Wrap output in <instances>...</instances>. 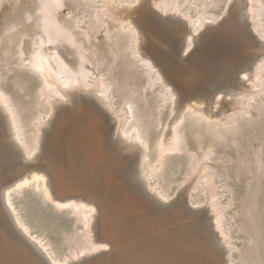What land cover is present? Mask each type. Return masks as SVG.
I'll list each match as a JSON object with an SVG mask.
<instances>
[{
    "label": "bare ground",
    "instance_id": "6f19581e",
    "mask_svg": "<svg viewBox=\"0 0 264 264\" xmlns=\"http://www.w3.org/2000/svg\"><path fill=\"white\" fill-rule=\"evenodd\" d=\"M37 1L39 2L38 8L41 11L39 12L40 16L39 13H37L38 15L35 16L39 19L37 20L40 22L38 26L40 31L37 33L35 32L32 40L33 42L31 41L32 44L30 46L32 53L30 52V58L27 57L29 59V71L32 72L33 70L32 73H38L37 76L39 75L42 79L41 85L43 86L46 93H42L43 95L41 94V96H43L42 98L45 97V101L43 100L45 104H51V101L57 94H60V96L63 95V97L64 95H69V98H71L70 100H72L70 101L72 104L71 107L57 111L55 118L48 120L49 124H46L47 127L45 129L39 126L42 122L41 117L39 116L43 113H40L39 116L37 115L38 121L35 119L36 116L32 118L34 121L36 120L38 124L36 122V130L34 129L36 132L33 131L37 136H35L32 131H30V136L36 137L34 139L30 137L33 139V142L31 143L27 138L26 128L32 125V119L30 120V125L27 124L28 126L26 127V123L24 124L22 119H20L22 118L20 117L21 115L19 116L17 113L18 108L15 106L16 104L11 102V98H9L10 95L0 86V104L2 103L1 106H3V111L6 112L4 114H6L7 121H9L8 124L10 125L11 130H8L12 132H10V137H12V139L7 141V135L5 134L6 132L2 127L3 118L0 114V264H47L43 257L31 245H29V242L23 237V235L38 245L53 264H67L68 258L71 257V253H73L72 255H77V253L80 254V252L82 253L87 250H96V248L100 246H107L110 247V249L106 254L95 257L85 264H119L118 261L120 259H122L120 262L121 264H165L166 261L163 260L165 257L170 259L169 263L171 264H221L220 249L218 250L216 247V241H213L210 234L204 229V225H207L208 221L207 224L205 221L194 223L193 229L191 225L187 230L185 229V226L187 225L173 227L170 232L171 236L173 237L171 239L168 237V240L165 238H160L158 244L157 242H154L153 249L150 250V252L153 254H150V256L146 258H144V254L138 248L139 243L136 242L132 247H128L129 249L127 248L133 252L129 256L128 253L131 251H127L128 253H120L119 251H116L115 248L118 243L125 241L132 236L129 235V233L125 234L123 232H126L127 228H135L136 230L139 229L140 223L137 224L136 222H133V219L130 221V223H128L129 225L127 226H124L123 224L112 223V221H114L112 218L115 217V212H111L112 207L110 208V204L113 206L114 200L117 198L114 197L113 203H110L112 198H109V200L105 195L106 193L98 188L97 178L101 170L91 169V167L88 168L86 166L84 167L83 165H80L79 160L74 157L75 154L73 155L71 152L72 148L70 147L71 149H69L71 151L67 150L63 145L65 143H63L62 140H65L66 142L74 139L77 141L78 139L89 140L90 137L95 138L94 136L96 134H100L99 131L105 135H109L110 131L114 133V131L111 130V125L100 113L92 111V114H88L89 116L86 115L87 113L85 114V111L89 108L88 105L90 102L84 100V98L80 96V93L75 94L77 90L84 88L87 89L88 87L94 85V88H92V91H90L94 92L97 98L101 99V102L103 101V103L106 104L105 106L108 105L109 108H112L111 111L113 110L115 113L120 114V121L117 123L115 130L116 132L114 133L115 140L118 139V141L126 143V145L120 144L118 147L119 150L117 152H119V155H121V153L123 154V152L124 154H130V157L132 156V158L136 155L135 151L138 152L141 157V163H139L142 164V171L137 174L138 177H136L145 183L147 181L149 187L153 191L149 192L150 198H154L151 197L154 194V196H156V198L158 197L157 199H160L162 202L168 201L171 193L169 194L167 188L165 187L168 185L170 186V184L162 187L164 184L160 186L162 182L159 185L158 178H162V172H164L163 168H167V160H169V157H174L177 152L179 153L182 150H186V154L191 153V155L188 156H192L194 150L198 148L197 151L202 150L201 155H199L200 153H197L199 155L197 156L198 161H206L211 155L213 156L212 152L215 151L212 149L215 147V145L217 146L219 139L226 138L229 140L227 137L231 136L232 138L234 134L236 135L237 133H240V131H243L242 129L245 130V128L242 127V124H244V126L245 124H249L244 123V121H250L251 110L255 108V105L252 102L255 99V103L257 104V101L259 100L256 101L255 96L260 97V94L264 92V42L261 43L262 45L260 46L255 41L254 37V34H258L257 37H264V0H226V5L224 4L226 15L221 21H218V23L216 22L217 19H214V16L216 15L207 10L209 6L213 4L214 0H82L80 3L84 4L86 7L92 8L91 10H93V12L91 11L92 13L88 14L91 15L90 19L87 18L88 20H86L88 15L85 16L86 11L84 15H69L67 18L63 19L59 17V11L65 7L68 2H71V0ZM80 3L78 4L80 5ZM151 3L162 13L170 14L171 17H175L176 19L187 23L189 31L186 33V35L183 30V24L180 21H175V19L171 18H162L158 11H152L150 7ZM37 11L39 10L37 9ZM31 15L32 14H30V16ZM33 16L34 15H32V17ZM29 17L28 19L31 18ZM183 18L185 19L183 20ZM212 18L216 21H213ZM109 20L113 21V23H118V25L114 24L115 27L117 26V31L116 28H114L115 30L113 29L114 32L110 30L111 27ZM210 20L213 22V24L216 23L217 25L211 30L204 32L202 31V33H200L199 31L204 26L207 24L209 25ZM137 24L147 27L146 31H154V34H143V28L141 29V32ZM104 26L109 27L108 29L105 28V37L112 40V44L110 43L109 48H111L113 52V60L115 61L118 58H121V63L118 61L119 59L117 60L120 65L117 62L116 64L114 61L113 63H115L117 68H119L118 66H122L125 63H123L124 59L125 61H127V59L131 60L126 62L127 69H125L127 71L124 69V71L113 74V72L115 73V71H119L120 69L119 68L116 70L117 68H115L114 71L113 66L115 65L113 64V72L109 71L108 73H105L107 70H109V68L106 67L107 70H105L104 73H99L100 70L103 69V61H106L105 58L109 54L106 55L103 48H98V45L94 44L95 42H92V38L95 39L97 37V33L100 32V29ZM149 27H152V29ZM111 31L113 33L116 31V33L111 35ZM25 33L27 32L25 31L24 34ZM194 34H198L200 38H204L207 43L199 44ZM141 35L144 39L142 44L140 42L142 38ZM29 37H31V35H29ZM107 41L109 42L110 40ZM64 42L72 46L73 49L76 47L74 52L72 49V52L75 54L73 61H69L60 51V46L61 44L63 46ZM88 43L90 46H96L99 49L98 54L96 52L98 49L95 50L94 48L95 51L91 50L93 48L91 47L90 49ZM193 45L196 46V50L198 49L200 54L206 59L203 60V58V61L196 63V66H194L195 70H190L187 67H184L186 66L184 63L180 64L179 57L181 56V59H183L182 54H185L188 50H190ZM22 49H20L19 52L22 53ZM192 50L189 52V54H191ZM194 50L192 54H194ZM26 52L29 53V51ZM26 52H23L22 54ZM22 54H20V56L17 55V57L19 56L21 58ZM192 54L188 57L191 58ZM195 54L197 55L198 53L196 52ZM24 56L25 55H23V57ZM194 56L192 58H194ZM109 57L111 56L109 55ZM200 57L201 56L198 54V58H196V60H201ZM27 60L23 61L22 59L23 63L25 62V64H27ZM189 61H191V59H189ZM88 63H91L92 65L95 64L94 68L97 64L99 65V63H102V65H100L102 67L97 65V69L99 70L100 68L98 72L99 74H97L95 78L93 77L94 79L92 80V83L89 82V79L91 75L93 76L94 72L90 70L87 65ZM22 66L27 65L23 64ZM131 67H133V69ZM129 68H131L132 71L136 70L135 73L140 71L137 69H141V74H138L142 75L144 80H138L136 78L134 83H130L129 80L132 78V76L129 74L130 72H128ZM109 73L115 76L111 77L112 79L110 78L107 80V77L110 75ZM106 75L107 77L105 78ZM118 75L122 76L120 81L124 80L123 84L122 82H119V84L121 83L120 86L118 83H116L118 84L119 88L117 89V85L115 84L116 89H111V86L115 83L114 82L112 84V82L113 80H117ZM245 77H248V80L251 81V85L248 88L249 90L246 89L247 86L239 84L240 81L245 82ZM132 80L133 79H131V81ZM257 87H260L261 92H255H258L259 95H256L253 93L254 91H251L252 89L255 90V88L257 90ZM147 88H149L148 90H150L151 93L156 94V96L160 98L157 100V106H152L157 109L153 110L151 107L153 111L158 110L160 113V108L164 107L167 103L169 107L167 119L165 123H163L161 132L158 135L156 134L157 136L155 135L153 139H151V131L148 130V128L149 125L151 126L152 124H154V126H158L157 118L154 119L157 116L152 112L155 116L152 118L154 120H152L151 117L149 118V115L147 114L150 112L149 108L147 113L139 111V109L144 106L142 102L144 103V100L147 96L145 99H143V95L146 94L144 91ZM121 90H125L124 95ZM247 90L250 92H247ZM116 91H121L122 96H124L120 103L119 100L118 103L114 101L116 98ZM241 95L245 96L244 100L243 98H240ZM262 95L264 96V93ZM150 96L152 95L150 94ZM225 97H230V100L226 101ZM259 99L262 100L261 97ZM251 100L253 101L251 102ZM149 102L148 104H153V102ZM260 102L262 101H259L257 107L255 108L259 114L257 113L256 116L254 115L255 117H259V119H261V116L258 115L264 113V110L262 111V109H264L262 107L264 106V100L262 102L263 105H261ZM139 103L142 105L140 108L137 107ZM144 104H146V102ZM39 105H41V103ZM218 105H220V107L217 111H215L214 108ZM251 105H254V108H251L250 110L249 107ZM50 107H52V105ZM50 107L49 109H52ZM40 110L41 109H39L38 112H40ZM90 110L91 109H89V111ZM42 111L45 113L44 108ZM90 115H92V118H90ZM157 115L159 116L158 113ZM247 115L249 118L246 117ZM46 116L48 117V115ZM159 118H161V116H159ZM243 119L244 121L239 124L238 122ZM262 119L264 118L262 117ZM253 121H255V119ZM259 122L261 123L260 120ZM6 124L7 123H5V125ZM259 125L261 126V124ZM239 126H241V130L238 129ZM158 127L155 128L158 129ZM237 130L240 131L238 132ZM156 132L158 133V131ZM106 140L108 143L110 142L109 138ZM184 141L187 143L182 146ZM69 146H72V143H69ZM102 146H104L103 143ZM37 148H40V151L38 150L39 152L36 153V157V154L34 155V150H37ZM150 151L154 152V156H151ZM197 151H195V154ZM95 152L97 151L95 150ZM115 152L116 150L114 153ZM117 152L116 154H118ZM91 153L93 154V151H91ZM19 154H22L21 157L24 155L26 159L21 158ZM102 156L103 155L101 153L97 152L95 153V156L91 155L90 160H96V162L100 160L101 162L104 160H102ZM19 157L21 159H19ZM110 157L112 156L110 155ZM187 158V160H189V157ZM22 159L26 160L27 162L23 161ZM172 159L174 160V158ZM175 160H177V158ZM176 164L175 166L179 169V166ZM207 166L210 167L209 165H206L205 168H203L206 172L202 170L203 174L201 173V176L196 178L198 179L196 184L197 182L200 183L201 180H204V178L206 180L207 178L213 179V177H215L216 174L213 176V174L207 170L211 167L208 168ZM110 168L111 167H109V169ZM162 169L163 171L160 172ZM104 171L108 173V171L105 169ZM123 173L124 172H122V174ZM183 174H185V172ZM126 177L128 176L126 175ZM113 178L115 177L113 176ZM108 179L111 180V177ZM153 179H157V183L156 180L153 183ZM117 180L114 179L115 183ZM164 180H166V178ZM128 182L129 183H126L127 186L124 185L125 188L130 190L132 193L137 194L138 192L135 189L134 183L131 181ZM135 185L137 186L136 183ZM197 185L193 184L192 187L189 185L187 189L185 188L186 190L179 195L178 200L168 209L149 208V213L155 217H158L159 219L171 221L175 214L177 215L179 213H183L184 205H186L185 200L187 198V194H190L192 189H197ZM213 185L216 186V184ZM199 187H201V185ZM27 189L31 190V192H33L37 198L40 197L42 199H40L41 201L53 205L55 208L59 209V211L66 210V212L73 217L75 223L80 222L84 225L85 229L82 228L83 230L81 231L83 232L85 230L84 232L86 238L82 234L81 236L84 237L86 241L88 240L87 243L85 240L84 242L82 241L83 243L81 242V236L78 237V239H75L73 234L71 235L73 236L71 239L72 241L70 240L71 236H69L68 239L73 244L75 243L80 245L79 252L76 251L77 253L74 254V248H69L67 251L69 252L73 250V252H70L69 257L62 255V258L65 257L62 259L57 254V251L55 250L56 247L54 248V245H52V242L49 239L50 237L48 236V238L43 232L45 229L43 231L41 230V232L39 230L41 228L39 223H35L40 227L38 229V227L32 223L34 220H29L30 218H27V216L24 215L23 211L20 209L21 206L19 207L17 205L16 198L18 197V194L24 190L26 191ZM189 189H191L190 192ZM120 190L122 191V189H119V191ZM215 190L216 189H214V191ZM125 191L123 190V195H127V193H124ZM214 191L212 192L211 196L212 198H215L214 200H216L218 197L215 196H218V192L217 190V193ZM198 195L200 194H197L196 196L198 197ZM129 196L131 197L130 193ZM127 198H129L128 195ZM136 198L138 200V197ZM121 199L119 201H122ZM132 199L134 198L132 197ZM195 199H193L194 201L191 199L190 200L192 203H197L198 201L200 202L199 197L197 198V201ZM125 201L123 203L124 206L121 202V204L119 203L118 206L121 205V207H125V209L131 207L132 202L129 203L128 200V202L125 203ZM216 201L217 204L214 201L207 203V208L204 210L209 214V217L207 215L206 217L211 220V227L214 228L215 235L220 241H222V243H224V246L226 245L228 246L227 248H229V257L226 264H234L235 255H233L232 251L235 246L231 240L232 238L229 236L230 233L228 234V228L224 221L225 218L223 219V216L225 215L222 210L225 208L222 204V206L218 204L219 200ZM136 202L134 204H136ZM146 205L148 204H145V206ZM115 206L113 207V211L115 210ZM135 207L137 206L135 205ZM116 208L119 209L120 207ZM119 210L121 211L122 209ZM127 210L128 209H126V211ZM138 210H141V208H138ZM128 211L130 212V210ZM140 212L142 214L144 213L142 211ZM116 213L120 214L118 211H116ZM130 215L132 218L133 214ZM142 216L140 218H144V216L146 217L144 214ZM119 218L122 219V216ZM119 218L117 216L115 219L119 221ZM147 221H149V219ZM150 221L149 223L153 222ZM91 222H93V224H91ZM155 227H157V225ZM89 229L95 233L93 237H91V240L88 238ZM256 230L260 231V229ZM67 231H65V233ZM131 231L133 232V230ZM156 231H158V229ZM136 232L139 233L138 230ZM142 236H145V234ZM258 236L261 238V234H258ZM147 237L148 236L146 235V239ZM65 238L68 237L65 236ZM262 240H259L258 242L260 243ZM125 242L123 243L125 244ZM124 246L127 247L130 245H123V247ZM227 248L225 250H227ZM257 258L255 260L259 261V259L262 257L260 258L257 255ZM262 261L264 262V260ZM247 262L249 263L250 261ZM263 262L256 261L258 264H262Z\"/></svg>",
    "mask_w": 264,
    "mask_h": 264
},
{
    "label": "rangeland",
    "instance_id": "374dc122",
    "mask_svg": "<svg viewBox=\"0 0 264 264\" xmlns=\"http://www.w3.org/2000/svg\"><path fill=\"white\" fill-rule=\"evenodd\" d=\"M72 1L73 0H71V2H68V4L59 11V17L60 18H62V19L63 18H67L69 15H81V14L84 15L85 11H86L85 16H87L88 14L93 12V10H91L92 8L86 7V6H84V4L80 3V1H82V0H77V2H76V0H74L73 2L74 3L76 2L75 3L76 5ZM217 1H218V3H217ZM220 1H222V2H220ZM78 3H80V5L81 4L82 5L80 6ZM225 3H226V0H214L213 4L211 6H209V8L207 10H209V12H211L212 14L216 15V16H214L215 18L214 17L213 18L217 19V21L212 18L213 21H216L218 23V21H221L225 17V15H226V12H225L226 11L225 10V5L226 4ZM38 4H39V2L37 0H0V86L3 88V90L5 92H7L10 95L9 98H11L10 99L11 102H13V104H16L15 106H17V108H18L17 109L15 107L18 110L17 113H18L19 116L21 115L20 117H22V118H20V119H22V122H24V124L26 123V127L28 126L27 124L30 123V120L32 118H34L36 116L35 119L38 121L37 115L39 116L40 113H43L44 115L41 114L43 116H41V115L39 116V117H41V120L43 122V123L41 122V125H39V126L41 128L45 129L47 127L46 124L47 123L49 124L48 120H50V119L52 120L53 118H55L57 111L66 109L68 107H71L72 103L70 101H72V100H70L71 98H69L70 97L69 95L68 96L64 95V97H63V95L60 96V94H57V95L54 96V99L52 98L53 100L51 99L52 100L51 104L50 103H46L45 104L44 103V101H45L44 98L45 97L42 98L43 96H41L42 93L43 94L46 93V91L44 90L43 86L41 85L42 84V81H41L42 79H41V77L39 75L38 76L40 78L37 76L38 73H36V72H34L36 74L32 73L33 72L32 69H31L32 72L29 71L30 68H29V59L28 58H30V56H31L30 52L32 53L30 45L33 42L32 40H33V37L35 35V32L37 33L38 31H40L39 28H38L40 22L38 21L39 19L35 16V15H38L37 13H39L41 11L38 8ZM150 5L149 6L151 7L152 11L153 10L154 11H158V13H160L159 15H161L162 18H166V19L171 18V19H175V21H180L183 24V27H184L183 30L185 32V35L189 31V27H188L187 23H185L184 21L178 20L175 17H171L170 14L162 13L158 8L156 9V7L152 5V3ZM36 8L39 11H37ZM87 8H89V9H87ZM35 10H36V12H35ZM263 10H264V5H263ZM26 14H28V15H26ZM30 14H32L34 16L33 17H32V15L30 16ZM263 14H264V12H263ZM39 16H40V13H39ZM217 16H218V18H217ZM26 17H27V19H26ZM28 17L32 21L30 19H28ZM35 17H36V19H35ZM87 18L90 19L91 15H88V17H86V20H88ZM184 19L185 18H183V20ZM263 19H264V15H263ZM109 21H110L109 23H110V27H111L110 30L113 31V29L116 28V31H117V26L115 27V25H118V23H116V22L113 23V21H111V20H109ZM37 22H38V25H37ZM35 24H36V27H35ZM216 25H217L216 23L213 24V22H211V20H210L209 25L207 24L206 25L207 27L204 26L202 28L203 30L201 29L199 32L202 33V31L204 32V31L211 30ZM137 26L139 27L140 31L143 28V32L141 31L143 34L144 33L145 34H154V31H152V30L151 31H146L147 27H145V26H140L138 24H137ZM105 28L108 29L109 27H107V26L102 27L100 29V32L97 33V37L95 39L92 38V42L93 43L95 42L94 44L98 45L97 46L98 48H100V49L103 48V50H105V54L106 55L109 54L111 57H109V55H108L105 58V60L107 61V64H106V61H103L104 62L103 69L101 68L102 70H100V68H99L100 72L97 69V67L98 66L102 67V66H100V65H102V63H99V65L97 64L98 66L97 65L95 66L96 69L94 68L95 64H93V65L91 63L87 64L88 67L90 68V70L92 72H94L93 76L91 75V77L89 79L90 83H92V80L95 78V76L97 74L104 73V71L107 70V68H109V70H107L105 73H108L109 71L113 72V69L115 71V68H117L115 63L117 62V60L119 58L117 60H115V61L113 60V54H112L113 52H112L111 48H109L110 47V43L112 44V40L108 39L107 37H105L106 36ZM34 29H36V30H34ZM150 29H152V27ZM25 31L27 33L24 34ZM112 31H111V35L116 33V31H115V33H113L114 31L113 32ZM32 33H33V36H32ZM29 35H31V37H29ZM194 35L197 38V42H199V44L207 43V41L204 38H200L198 34H194ZM257 35L254 34L255 41L257 42V44H259L261 46L262 45L261 43L264 42V37L263 36H262L263 38L261 36L257 37ZM105 38H107V39H105ZM107 40H110V41L108 42ZM143 41H144V39H143V36H142L141 41H140L141 44H142ZM105 42H106V44H105ZM64 43L66 44V46H65ZM64 43H63V46H62V44L60 46L64 50L60 48V51L64 54V56L69 61H73L74 60V56H75V54L73 52L75 51L76 47H74V49H73L72 46L68 45L66 42H64ZM19 44H20L21 48H20ZM88 45H89V48L91 49L92 45L90 46L89 43H88ZM28 46H29V48H28ZM18 47L20 49L23 48L22 49L23 52L29 51V53L26 52L27 54L26 53L22 54L23 52L22 53L19 52L20 49ZM97 47L93 46L92 47L93 49H91V50H94V48L96 50V49H98ZM107 47H108V50H107ZM70 48H71V50H70ZM192 48H193V50L195 49L194 50V54H192V52H193ZM72 49H73V52H72ZM191 50H192V52H191L192 57L195 55L194 58L196 56H197L196 58H198V54H199V56H201L200 57L201 60L197 59L198 60L197 61L196 58L195 59L192 58V57L189 58L188 56L191 55V54H189V52ZM96 52L98 54L99 49ZM196 52L198 53L197 55L195 54ZM20 54H22L21 58L23 59V61L28 59L27 62H26L27 64H25V62L23 63L22 59L19 57ZM17 55H19V56L17 57ZM23 55H25V56L23 57ZM182 58L184 60L181 59V56L179 57L180 64L184 63L186 65L184 67H187L190 70H195L194 66H196V63L206 59V58H204V56H202L200 54L198 49L196 50V46L195 45H193L190 48V50H188L185 54L183 53L182 54ZM20 59H21V61H20ZM111 59H112V61H111ZM189 59H191V61H189ZM120 60H121V58L118 61L120 62ZM113 61L115 63H113ZM127 61L129 62L131 60L127 59ZM127 61H125V59H124L123 63L124 62L125 63L122 66H118L120 69L117 68L116 70L119 69V71H115V73L113 72V74H117L116 72L124 71L125 68L127 69V65H126ZM188 61H189V64H188ZM192 61H193V63H192ZM119 62H117V63L119 64ZM23 64L27 65V66H22ZM105 64L108 65V66H106ZM113 64L115 66H113ZM110 66H111V69H110ZM112 66H113V69H112ZM131 68L133 69V67H131ZM131 68H129V71H128V72H130L129 74L132 76V78H130V80H129L130 83H134L136 78L138 80L139 79L140 80H144L143 76L138 74V73L141 74V72H140L141 69H137V70H140V71L135 73L136 70L132 71ZM126 69H125V71H127ZM112 72H110V73H112ZM128 72H126V73H128ZM113 74H110L109 75L110 77L109 76L107 77V75H108L107 74L105 76V78L107 77V80H108L111 77L115 76ZM119 76L120 75L117 76L118 78H117L116 81L113 80L112 84L114 82L115 83H114V85L111 86L112 87L111 89H116V85H117V89H118L119 88V86H118L119 82H122V84H123L124 80L120 81L122 76H120V78H119ZM131 79H133L132 80L133 82L131 81ZM116 83H118V84H116ZM250 83H251V81L248 80V77L247 78L245 77V82L240 81L239 84L247 86L246 89H248L249 86L251 85ZM119 85L121 86V83ZM40 87H42V88H40ZM92 88H94V85L88 87L87 89L84 88V89L77 90L75 92V94H79L80 93V96L83 97L84 100H87V101L90 102L89 105H88L89 108L87 109V107H86V109H87L86 111L87 112L85 111V114L87 113L86 115H88L92 111L100 113L101 115H103L106 118L107 122L112 127L111 130L114 131V133H115L116 132L115 130H116V127H117V123L120 121V114L115 113L113 110L111 111L112 108H109L108 105L105 106L106 104H104L103 101L101 102V99L97 98V96H96V94L94 92H91ZM148 89L149 88L145 89V91H144V93L146 92L147 95L146 94L143 95V99H145V97L147 96L146 99H145L146 101L144 100V103L146 102V104H144L142 102V104L144 105L142 107V105L140 104L141 102H140L139 103L140 105L138 104L137 107H139V108L142 107V108H140L142 110L139 109V111H143L144 113H147L150 110L151 113L150 112L147 113L149 115V118L150 117H151V119L154 118L155 117L154 114H155L157 117H155L154 119L157 118L158 126L160 124L162 125V126L160 125L159 127L156 126V125L154 126V124H152L151 126L149 125L150 129L148 128V130L151 131V136H152L151 139H153L156 134L158 135L161 132V129L163 128V123H165V121L167 119L169 107H168V105H167L168 103H167L164 107L160 108V113H159L158 110L157 111H153V110H156L157 108L155 109L152 106H154V105L157 106V100H159L160 98H158L156 96V94L151 93V91L148 90ZM248 90H247V92H250ZM121 91H119V92L116 91V93H115L116 94L115 97L117 98V99L116 98L115 99L117 101L115 99H114V101L116 103H118V100H119V103H120V101L124 97V96H122ZM251 91H254L253 93H255L257 95L258 92H255V91H260V87L259 88L257 87V90L255 88V90L252 89ZM122 92H123V95H124L125 90L122 91ZM263 93L260 94V97L262 98V100L259 99L260 97L255 96L256 101L259 100V101L263 102V100H264V96L262 95ZM150 94L152 96H150ZM118 95L119 96L121 95V96L119 97ZM40 96H41V98H40ZM244 97H245L244 95L240 96V98L241 99L243 98V100H244ZM119 98H121V99H119ZM149 98H150V100L151 99L152 100L150 101ZM225 100L229 101L230 97H225ZM147 101L148 102L150 101L149 103L153 102V104L152 103L148 104ZM252 101L253 100H251V102ZM259 101H257V104H258ZM262 102H260L261 105H263ZM40 103H41V105H39ZM252 103L255 105V108H256L257 104L255 103V99H254V101ZM1 105H2V103L0 104V114H1V117L3 118V120H2L3 124L2 123L1 124H2L3 129L6 132L5 133L7 135L6 139L8 141L9 139L10 140L12 139V137H10L12 132L10 131L11 129H10V125L8 124L9 121H7L6 114H4L6 112L3 111V108H2L3 106H1ZM51 105H52V107H50ZM254 105H251L253 107L250 106L249 109L250 110H251V108L253 109ZM239 106H241V105H239ZM49 107L52 108L53 110L49 109ZM151 107L153 108V110H152ZM219 107H220V105L216 106L214 108V110L217 111L219 109ZM262 107L264 108V106H262ZM43 108L45 110V113L42 111ZM148 108H149V110H148ZM39 109H41L40 112H38ZM89 109H91V110L89 111ZM254 109L251 110V114H250L251 116H250V121L249 122H245L244 119L238 122L239 124H241L242 121H244V123H249V124L251 123L250 125L252 126V128H251V126L249 124H245L246 127L244 126V124H242L243 126L242 125L241 126L243 128H245V130L242 129L243 131H240L241 130V126H239L238 129H240L239 131H240L241 134L240 133H237L236 135L234 134V136L232 138H231V136L227 137V138H229V140L226 139V138L219 139L218 143H217V146L215 145V147L212 149L213 151H215V152H212L213 156L211 155L208 160H206V161L204 160L205 162L204 161H202V162L198 161V157L197 156L202 154V150H198L197 151L198 148H196V150H194V153H192L193 154L192 156H188V155H191V153L190 154H186V152H185L186 150H182V151H180L182 153L179 152L180 153L179 154L177 152L175 154L176 156L174 155V157H169L168 158L169 160H167L168 161L167 162V166H166L167 168L166 169H165V167L163 168L165 173L162 172L163 169L160 171V172H162V178L163 177L164 178L163 179L161 177L158 178L159 185L162 182V184L160 186H162L164 184V186H162V187H165V185L167 186L168 184H170V186L168 185L165 188H167L169 194L171 193L170 194L171 198L169 197V200L165 201V202H162L160 199H157L158 197L156 198V196H151V197H154V198H150L149 192L150 191L153 192V191L149 187V184L147 183V181H146V183H147L146 184L145 182H143L142 180L137 178L138 177L137 174H139L142 171L141 170L142 164H140L141 163V157H140L139 153L135 151L136 155L133 157L134 159L132 158V156L130 157V154H124V152H123V154L120 152L121 155H119V152H117L119 150L118 149L119 145L120 144H122V145L125 144L126 145V143H122V142L118 141V139L115 140V134L112 133L111 131L109 132V135L108 134L105 135V134H103V133H101L99 131L100 134H96L94 136L96 139L95 138H91V137H90L89 140H87V139L86 140L85 139H83V140L78 139V141H77V140L74 139V140H71V141H67L68 144H67V142L65 140H62V142L65 143V144H63V143L62 144L65 146V148L67 150L72 148V151L71 150H69V151H71L73 153V155L75 154L74 157L79 160V164L80 165H83L84 167L86 166L88 168L91 167V169L101 170V172H99L100 174L98 175V178H97L98 188L100 190H102L104 193H106L105 195L107 196L108 199L112 198V201H110V203H113V200H114L113 198L114 197H116L118 199L117 200L115 198L116 200H114V203H116V204L113 203V206L110 204V208L112 207L111 212H113V213L114 212L116 213V211L120 212V214L118 213L119 215L117 213L115 215V213H114L115 217L112 218L114 220V221H112V223H114V224L118 223V224H123L124 226H127V225H129L128 223H130V221L132 219H133L132 220L133 222H136L137 224L140 223L139 224V229H137L140 234L138 232H136L137 230L135 228H133V229L132 228H130V229L127 228L126 232H123L124 230L122 231L123 233H125V234L129 233V235H132V236L129 237V239L125 240L126 242L122 241V242L118 243L116 248H115L116 251H119L120 253H122V252L124 253V252H127V251L129 252L131 250H128L129 249L128 247H132L133 244L136 242V243H139L138 244L139 245L138 248L144 254V258H146V257L150 256V254H153L152 252H150V250L153 249L154 242L155 243L157 242V244H158L160 238H165L166 240H168V237H169V239H171L173 237V236H171V233H170L171 229L173 227L187 225V226H185V229L187 230L188 227L191 225L192 229H193V227H194L193 224L194 223H196V222L198 223L199 221H205L206 224H207V221H208V224L204 225L205 226L204 229L207 230V232L210 234V236L212 237V240L216 241V247L218 248V250L220 249L219 251L221 252L220 253L221 254L220 255L221 264H226L227 260H228V257H229V255H228V249L229 248H227L228 246H226V245L224 246V243H222V241H220L219 238L215 235L214 228L211 227L212 226V222H211V220L209 218L206 217V215L209 217V214L204 210V209L207 208V205H208L207 203H209L210 201H214L216 203L217 202L216 200H219L218 204H220V206L223 205V207L225 208V209L222 210L224 212V215H225V216H223V219L225 218L224 221H225L226 226L228 228V234L229 233L231 234V235L229 234V236L232 238L231 240H232V242L234 243V246H235L233 251H232L233 255H235L234 264H246V263H248L247 261H250L248 264H250L251 262H253L251 264H254V263H256V261L257 262H259V261L263 262L262 260H264L263 259V257H264V247H263L264 246V132H263L264 131V119H262V117L264 118V113H261L260 115H258V116H261L260 117L262 119L261 120V119H259V117H255L258 112H257L256 109L255 110ZM51 110H52V112H51ZM263 110L264 109H262V111ZM19 112H20V114H19ZM157 113L159 114V116H161L162 119L159 118ZM45 114L48 115L49 118ZM262 114H263V116H262ZM91 116L92 115H90V118H92ZM246 117L249 118L248 115ZM251 117H252V119H251ZM154 119H152V120H154ZM254 119H255L256 123H255V121H253ZM36 120L34 121V119H32L31 120V124L32 125L29 124L30 126H28L26 128L27 138L29 139V141L31 143L33 142V139L36 138L35 136H37L33 132V131L36 130V127H35L36 122H37ZM257 120H258V122L260 120L261 123L260 122L258 123ZM252 122H253V125H252ZM5 123H7V124L5 125ZM37 124H38V122H37ZM259 124H261V126ZM153 126H154V129H153ZM155 127H158V129L155 128ZM8 129H10V130H8ZM30 131H32V133L35 135V136L33 135L34 137L30 136V134H31ZM150 131H148V132H150ZM156 131H158V133ZM28 135H29V137H28ZM30 137L33 138V139H31ZM108 138L110 140L109 143L106 140ZM90 141H92V142H90ZM96 141L99 143V145H98V143ZM118 142H120V143H118ZM69 143H72V146H69ZM102 143L104 144L105 147L102 146ZM186 143L187 142L184 141V144H182V146H184ZM95 144H96V146H95ZM17 148L19 149L18 146H17ZM199 149H201V148H199ZM38 150L40 151V148L39 149L37 148V150L36 149L34 150V155L37 152H39ZM90 150L93 151L94 155L91 153ZM95 150L103 155L102 156V160L104 159L103 161L100 162V160H99V161L96 162V160L95 161H93V160L91 161L90 160L91 155L95 156V153H97V152H95ZM115 150H116V152L118 154H116V152L114 153ZM102 151L103 152L106 151L105 153L107 155L105 153H103ZM195 151H197L196 154L197 153L198 154L200 153V154L196 155ZM254 152H256V153H254ZM110 155L112 157H110ZM177 155H178L179 159H178ZM19 156L21 157L22 154H19ZM151 156H154V152L153 151L151 152ZM20 157H19V159H21V158L26 159L24 155H23V157H21V158ZM36 157H37V154H36ZM187 157H189V160H187L188 159ZM172 158H174V160ZM176 158L181 164L177 160H175ZM113 159H115V160H113ZM192 159H194V160H192ZM22 160H21V162H22ZM171 160H173V161H171ZM23 161L27 162L26 160H23ZM99 162L102 163V164H100ZM120 162H123V163H120ZM187 162H188V164H187ZM96 163H97V165H96ZM176 163H178L179 165L176 164ZM171 164H173V165H171ZM175 164L177 166H179V169H178V167L175 166ZM119 165H120V167H119ZM204 165L205 166L209 165L211 168L208 167V166L207 167L210 168L211 170L210 169H207V170L210 171L213 174V176L215 174L216 175H215V177H213V179L211 178L212 180L209 179V178H207L208 180L207 179L205 180V178H204V180H201L200 183L197 182V184H198L197 185L196 181L198 179H196V178H198V176L199 177L201 176L202 170H204L203 168H205ZM107 166H109L111 168L109 169V167H107ZM173 166H175L176 168L173 167ZM251 166H253V167H251ZM104 169L106 171H108V173H106L104 171ZM119 169L121 171V174H120ZM212 169L213 170L215 169V170L213 171ZM165 170L166 171L168 170L167 173H166ZM122 172H124V173L122 174ZM184 172H185V174H183ZM105 173H106V175H105ZM126 175L129 178L126 177ZM113 176L115 178H113ZM120 176H121V178H120ZM132 176H134V177H132ZM110 177H111V180L108 179ZM165 178H166V180H164ZM114 179L115 180L118 179L117 182L118 181L119 182L118 183L116 182L117 183L116 184ZM122 179H124V180H122ZM155 180H156V183H157V179H155ZM155 180L153 179L152 182L154 183ZM128 181H131L132 183H134L135 189L138 192L137 194L136 193L134 194L130 190L125 188V186H127L126 183H129ZM169 182H172V183H169ZM135 183L137 184V186L135 185ZM191 183L197 185V189H192L191 187H192L193 184H191ZM213 184H216V186L213 185ZM108 185L111 186V187H109ZM116 185H118V186H116ZM189 185H191L190 188L192 189V191H191V189H189V192L191 191L190 194L192 193L191 194L192 197H191V195L189 193L187 194V198L185 200V204L186 205H184L183 213H179L177 215L175 214L171 221L159 219L158 217H155V216H153V215H151L149 213V208L168 209L169 207H171L178 200L179 195L182 192H184L188 188ZM200 185H201V187H199ZM118 188L122 189V191L120 190L122 193L119 191ZM214 189H216L217 192H218V196H215V197H218V199H216V200H214L215 198H212V196H211L212 192L214 191ZM123 190L124 191L127 190L124 193H127L129 198H127V195H125V194H124L125 196L123 195ZM216 190L214 192H216ZM24 191L21 192L20 194H18V197L16 198L17 205L19 207L21 206V208H20L21 211H23L24 215H26L27 218H30L29 220H32V221L34 220L33 222L31 221L33 224L39 223V226L42 229L39 226H37L36 224L35 225L38 227V229L40 228L39 229L40 231L41 230L43 231L45 229L46 232L45 231H43V232L46 234L47 237L48 236L50 237V238L49 237L48 238L52 242V245H54V248L56 247L55 250L57 251V254L62 258V255L63 256L65 255V257L66 256L69 257L70 252H73V250H75L74 254L77 253L76 251L79 252L80 245L79 244H75V243L73 244L71 242L72 241L71 239L73 238V236H74L75 239L76 238L78 239V237H80L81 234L84 235V237H85V232H84L85 230L83 232L81 231V230H83L82 228L85 229L84 225L81 224L80 222H76L75 223L73 217L70 216L66 212V210H62L63 212L59 211V209L55 208L53 205H50L49 203L41 201L42 199L40 197L37 198L33 194V192H31V190L27 189L25 192ZM29 191H30V193L32 195L29 193ZM129 193H130L131 197L129 196ZM197 194H200V195H198V197L200 198L199 199L200 202L198 201L197 203L196 202L192 203L191 200H193L195 198H196L195 200L197 201V198H198L196 196ZM219 195H220V198H219ZM119 197H120V199L122 198L121 199L122 201H119L120 200ZM132 197L134 199H132ZM136 197H138L139 201L137 200ZM126 199L129 200V203L130 202L133 203L134 200H135V202H136V200L138 202V203L136 202V204H134L135 202L133 204L131 203V207L126 208V209L130 210V212L128 210L126 211L125 207H121V205L118 206L120 202L123 205V203H124V201ZM128 200H126L125 203L128 202ZM27 202H29V203H27ZM161 202L164 205H161L160 204ZM18 203L21 204V205H19ZM145 204H148V205L145 206ZM115 205H117V206H115ZM135 205L137 207H135ZM114 206H115V210L113 211V209H114L113 207ZM185 206H187V207H185ZM48 207H50V208H48ZM116 207H120L119 209H122L121 210L122 212ZM146 207H147V210H146ZM135 208H137V209H135ZM138 208L139 209L141 208V210H138ZM221 209H222V207H221ZM123 210H125L127 213L125 211H123ZM140 211L144 212L143 214L146 215V217L149 219V221L151 219V221H153V222L149 223V221H147L148 219L145 216H144V218H140L143 215ZM129 213L133 214L132 218H131V215ZM42 214H44V215H42ZM147 215H149V216H147ZM117 216H118V218L122 216V219L119 218L118 219L119 221H117V219H115V218H117ZM139 218H140L141 222L139 221ZM145 219H147V220H145ZM137 220H138V222H137ZM35 221H37V222H35ZM146 222H147V224H146ZM73 223L75 224V226H74ZM112 223H110V224L113 225ZM91 224H93V222H91ZM158 224L161 227H159ZM141 225L143 226V230H142V226ZM154 225L155 226L157 225L158 228L155 227ZM79 226H81V227H79ZM257 226H259L260 228L257 227ZM43 227H45V228H43ZM144 227H145V229H144ZM255 227H256V229H260V231L256 230ZM146 228H148V229H146ZM76 229H78V230H76ZM134 229H135V232H134ZM157 229H158V231H156ZM131 230H133L134 233ZM65 231H67V232L65 233ZM258 231H259V233H258ZM143 233L145 234V236H142V235H144ZM72 234H73V236H71ZM94 234H95L94 231L92 232V230L89 229V232H88L89 240L92 239L91 237H93ZM169 234H170V236H169ZM258 234L259 235L261 234V236H260L261 238H259ZM146 235L148 236L147 239H146ZM65 236L68 237V238H65ZM69 236H71L70 237L71 241L68 240ZM63 237H64V239H63ZM84 237L81 236V238H82L81 242L82 241L84 242V240H85V242L87 243L88 240L86 241V239H85L86 237L85 238ZM130 238H131V240H130ZM257 238H259V239H257ZM262 238H263V240H262ZM155 240H157V241H155ZM259 240H262L263 245H262V242H260V243L258 242ZM217 241L219 242V244H218ZM123 242H125V244ZM119 244H122V245H119ZM221 244H223V245H221ZM77 245H78V247H77ZM123 245H130V246H127V247L124 246L123 247ZM125 247H126V249H125ZM225 247L227 248V250H225L226 249ZM69 248H71V249L74 248V249L68 252L67 249L69 250ZM109 249H110V247H107V246L101 247L100 246V247L96 248V250L95 249L87 250V251H84L82 253L80 252V254L77 253V255H72L73 253H71L70 254L71 257L68 258L67 264H85L86 262L90 261L91 259H93L95 257H98V256H101L103 254H106L109 251ZM132 253H133L132 251L130 253H128V256L130 254H132ZM257 255L260 258L262 257L261 259H259V261L255 260L257 258ZM64 258H62V259H64ZM251 258H252V260H251ZM121 260L122 259H120L118 261L119 264H121L120 263ZM163 260L166 261L165 264H171V263H169L170 259L168 257H165ZM256 264H258V263H256Z\"/></svg>",
    "mask_w": 264,
    "mask_h": 264
},
{
    "label": "water",
    "instance_id": "95a60500",
    "mask_svg": "<svg viewBox=\"0 0 264 264\" xmlns=\"http://www.w3.org/2000/svg\"><path fill=\"white\" fill-rule=\"evenodd\" d=\"M96 101V100H95ZM97 102V101H96ZM154 196V195H152ZM157 201V200H156ZM161 205H164L162 203H160ZM191 210V209H190ZM23 237L29 242V244L43 257V259L47 262V264H53L51 263V261L49 260V258L45 255V253L41 250V248L36 245L33 241H30L25 235H23Z\"/></svg>",
    "mask_w": 264,
    "mask_h": 264
}]
</instances>
